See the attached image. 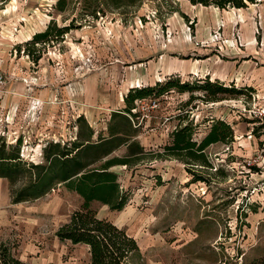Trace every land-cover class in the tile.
<instances>
[{"label": "rangeland", "instance_id": "rangeland-1", "mask_svg": "<svg viewBox=\"0 0 264 264\" xmlns=\"http://www.w3.org/2000/svg\"><path fill=\"white\" fill-rule=\"evenodd\" d=\"M55 1L0 0V134L6 143L20 136L27 162L46 163L48 141H85L88 126L92 141L106 135L111 111L123 107L132 85L170 74L193 80L223 68L233 55L264 54V0L239 8L189 0H71L63 10ZM89 4L101 9L97 17L84 16ZM71 17L63 37L37 44L36 61L15 48L49 22L63 25ZM190 94L172 88L154 104L147 97L135 101L131 122L137 125L133 138L143 147L140 159L126 143L101 159L97 148L82 158L99 166L109 156H131L110 166L127 195L124 207L90 202L98 216L136 237L139 250L130 264H243L264 250V165L255 145L246 147L234 135L229 143L213 142L205 149L208 167L154 154L171 142L179 123L192 120L199 139L211 116L247 126L254 139L260 126L255 90L216 103L188 100ZM28 174L7 181L9 195L31 180ZM81 202L61 182L32 200L12 203L9 197L0 215V240L31 264H89L86 244L55 234Z\"/></svg>", "mask_w": 264, "mask_h": 264}, {"label": "trees", "instance_id": "trees-1", "mask_svg": "<svg viewBox=\"0 0 264 264\" xmlns=\"http://www.w3.org/2000/svg\"><path fill=\"white\" fill-rule=\"evenodd\" d=\"M71 0H56L55 8L63 10ZM96 2L99 0H95ZM108 3L107 0H102ZM107 1V2H106ZM191 3L214 5L219 8L247 5V1L254 0H189ZM84 16L97 17L101 10L96 4L84 6ZM74 17L69 23L56 25L49 22L42 30L35 31L22 44H16V49H23L26 54L36 61L40 54L37 44L50 42L63 37L73 25ZM190 91V96L203 97L211 102L224 99L228 95H239L247 90L251 94L255 89L250 85H236L233 81L226 83L218 78H211L207 73L193 80H180L178 75L170 74L153 83L132 85L123 96L122 108L113 109L107 124V134H98L97 140L92 141L94 129L91 126L85 141L73 140L63 145L59 141H48L44 146L46 163L27 162L22 159L20 152L21 138L17 137L15 143H6L3 134H0V176L6 177L10 182L19 178L25 171L29 172L30 181L18 188H11L12 202L32 200L48 192L56 183H64L71 190L76 191L82 202L79 208L74 209L68 218L62 222L55 234L61 240L72 243H84L89 250V264H130L131 255L139 250V244L134 235L123 226L117 225L107 217L98 216L96 209L90 207L94 199L107 204L111 209H121L127 202V195L120 187L117 174L110 169L115 163H128L131 156H109L104 158L99 166H89L91 162L83 160L91 148H97V157L105 156L115 146L126 143L135 154V159L141 158L142 145L133 137L136 127L131 120L136 115L133 108L135 101L143 98H156L169 89ZM194 90L202 91L194 95ZM229 97V96H228ZM81 116L83 119L84 116ZM233 127L224 118L211 116L208 129L198 139L195 138L192 120L174 127L171 133V142L163 145L162 150L154 152L157 156H174L187 158L191 164L211 166L205 149L213 142L229 143L233 140ZM156 157V156H155ZM32 172V173H31ZM0 264H31L17 256L9 241L0 240ZM243 264H264V250Z\"/></svg>", "mask_w": 264, "mask_h": 264}, {"label": "crops", "instance_id": "crops-1", "mask_svg": "<svg viewBox=\"0 0 264 264\" xmlns=\"http://www.w3.org/2000/svg\"><path fill=\"white\" fill-rule=\"evenodd\" d=\"M217 68L218 69H214L213 74H209L210 72L208 73L212 79L218 78L226 83L233 81L236 85L253 86L257 98L259 99L258 102H260V106L264 107V54L233 55L232 60H230L228 64H224L223 68ZM237 74L240 75V77L239 80L235 81L234 75ZM235 79H237L236 76ZM222 100L223 99H219L212 102L216 103ZM256 122H258L260 126L257 128L256 132H258V134L254 137V139H251L252 134L249 133L247 126L242 124L240 125L239 123L233 126L234 137L235 139H239V143H244L246 147L248 144L255 145L262 157L261 163L264 165V117L259 116V119ZM245 131L251 136L248 135L246 137H241L240 134H244ZM262 172H264V170ZM7 181L8 179L6 177L0 176V215L4 214L2 211L7 206L9 197L11 201V195H9L7 189Z\"/></svg>", "mask_w": 264, "mask_h": 264}, {"label": "built area", "instance_id": "built-area-1", "mask_svg": "<svg viewBox=\"0 0 264 264\" xmlns=\"http://www.w3.org/2000/svg\"><path fill=\"white\" fill-rule=\"evenodd\" d=\"M156 98H150V100L152 101L151 103L154 104L156 102L155 100ZM139 100H144V99H139ZM259 116L264 117V107L260 106L259 107Z\"/></svg>", "mask_w": 264, "mask_h": 264}]
</instances>
